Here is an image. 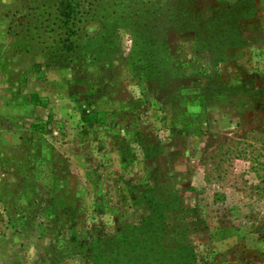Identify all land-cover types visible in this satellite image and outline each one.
<instances>
[{"label": "rangeland", "instance_id": "1", "mask_svg": "<svg viewBox=\"0 0 264 264\" xmlns=\"http://www.w3.org/2000/svg\"><path fill=\"white\" fill-rule=\"evenodd\" d=\"M57 1L0 0V264H88L148 201L163 248L264 264V0H77L71 50Z\"/></svg>", "mask_w": 264, "mask_h": 264}, {"label": "trees", "instance_id": "2", "mask_svg": "<svg viewBox=\"0 0 264 264\" xmlns=\"http://www.w3.org/2000/svg\"><path fill=\"white\" fill-rule=\"evenodd\" d=\"M56 16L66 29L63 46L72 49L71 36L75 34V23L80 15L77 0H58ZM81 120L87 123H100L105 118L104 112L81 113ZM152 212L150 220H145L137 226H125L120 238L116 236L98 234L91 241H81L76 237L67 241L71 254H80L89 259L88 264H194L195 257L189 247L163 248L165 238L169 243V234L166 232L170 224L165 219V210L160 204L148 201ZM128 232H133L132 239H128ZM130 246V247H127Z\"/></svg>", "mask_w": 264, "mask_h": 264}, {"label": "crops", "instance_id": "3", "mask_svg": "<svg viewBox=\"0 0 264 264\" xmlns=\"http://www.w3.org/2000/svg\"><path fill=\"white\" fill-rule=\"evenodd\" d=\"M1 28H2V23H0V47L7 46L8 42L14 40V38H15L14 33H8L6 31L4 32ZM28 84H30V81H28ZM34 97H35V95H34ZM37 107H39V106L37 105Z\"/></svg>", "mask_w": 264, "mask_h": 264}]
</instances>
